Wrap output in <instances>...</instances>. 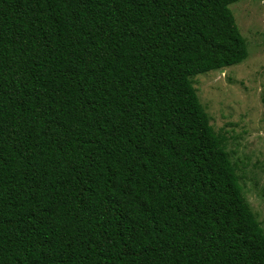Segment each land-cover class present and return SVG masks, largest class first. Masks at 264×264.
Returning <instances> with one entry per match:
<instances>
[{"label": "trees", "instance_id": "obj_1", "mask_svg": "<svg viewBox=\"0 0 264 264\" xmlns=\"http://www.w3.org/2000/svg\"><path fill=\"white\" fill-rule=\"evenodd\" d=\"M236 1L0 0V264H264L192 85Z\"/></svg>", "mask_w": 264, "mask_h": 264}, {"label": "rangeland", "instance_id": "obj_2", "mask_svg": "<svg viewBox=\"0 0 264 264\" xmlns=\"http://www.w3.org/2000/svg\"><path fill=\"white\" fill-rule=\"evenodd\" d=\"M245 41L238 64L192 77L200 105L236 164L242 195L264 232V0L229 4Z\"/></svg>", "mask_w": 264, "mask_h": 264}]
</instances>
